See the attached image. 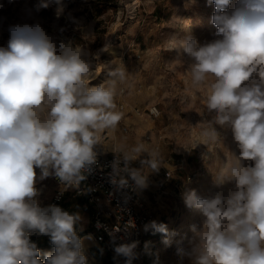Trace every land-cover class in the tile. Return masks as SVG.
Segmentation results:
<instances>
[{"label":"clouds","instance_id":"clouds-1","mask_svg":"<svg viewBox=\"0 0 264 264\" xmlns=\"http://www.w3.org/2000/svg\"><path fill=\"white\" fill-rule=\"evenodd\" d=\"M209 2L220 38L201 45L186 34L176 52L191 59V86L208 88L211 119L203 134L215 140L217 126L230 131L238 154L232 151L226 177L214 180L213 195L184 192L186 207L202 220L181 238L176 256L178 264H264V0H236L234 7L233 0ZM47 7L42 0L37 10ZM8 31L7 46L0 47V264H87L84 239L91 236L78 235L82 217L42 207L36 184L54 175L66 190L86 179L101 133L123 118L115 98L125 73L109 70L107 80L90 86L93 65L73 41L57 43L39 23ZM144 153L141 165L158 171L159 151L139 143L113 161L111 182L127 187V174L136 188L146 187L147 176L130 167ZM151 227L167 237L166 225L152 221ZM33 234L49 237L54 248L44 260ZM135 248L125 243L114 251L132 264Z\"/></svg>","mask_w":264,"mask_h":264},{"label":"rangeland","instance_id":"rangeland-1","mask_svg":"<svg viewBox=\"0 0 264 264\" xmlns=\"http://www.w3.org/2000/svg\"><path fill=\"white\" fill-rule=\"evenodd\" d=\"M41 2L0 0V47L7 46L10 25L39 23L57 43L71 40L86 51L85 58L93 65L86 78L98 74L97 65H103L102 73L90 86L107 80L109 70L125 73V79L118 81L115 98L123 118L114 129H106V137L101 134L103 144L94 148L122 153L143 143L145 148L159 151L158 171L141 165L151 177V185L142 188L140 200L153 212L157 224L166 225L168 235L155 230L149 234L138 263L178 264L176 249L181 238L190 236V227L202 220L200 213L186 207L184 192L194 189L201 198L213 195L218 191L214 180L226 177L235 159L233 152L238 154L230 131L217 126L220 136L215 140L203 134L211 119L205 105L208 88L191 86V59L176 52L186 34L193 35L201 45L220 38L211 23L215 5L209 0H60L59 4L57 0H43L48 7L37 10ZM235 3L233 0L230 7ZM58 8H62L59 15ZM122 103L125 110H120ZM153 105L159 107V117L149 114L148 108ZM136 107L142 110V116L135 115ZM147 158L144 153L138 160ZM36 171L39 174V169ZM167 171H172L169 179ZM36 187V199L46 203L59 184L52 175L38 181ZM231 187L227 185L224 191ZM105 207L110 215L112 209ZM81 224L85 233L80 237L84 238L91 231L92 216L83 218ZM92 237L84 239L87 264H115L105 247ZM31 240L37 244L41 260L45 252L54 251L47 236ZM184 264L189 261L185 259Z\"/></svg>","mask_w":264,"mask_h":264},{"label":"built area","instance_id":"built-area-1","mask_svg":"<svg viewBox=\"0 0 264 264\" xmlns=\"http://www.w3.org/2000/svg\"><path fill=\"white\" fill-rule=\"evenodd\" d=\"M124 103L121 104V109ZM148 112L153 117L160 116V109L157 105L148 108ZM136 116L142 115V110L139 107L134 108ZM125 133H128V128H123ZM149 138V137H148ZM96 152V160L91 165L90 170L85 173L86 179L81 181L78 188H68L65 190L59 178L55 180L59 184V189L48 202H40L42 207L56 205L64 199L67 191L72 190L76 196H82L88 203L93 205L91 231L89 232L94 237L98 244L105 247L113 258L115 264H125V258L117 256L114 248L119 244L136 243L134 249L136 258L132 264L138 263V256L142 246L145 244L147 236L154 229L151 227V222H156V217L153 212L141 202L140 194L142 189L135 187L134 182L127 174H124L128 179L127 187H119L111 182L112 163L116 158H120L122 153L114 149L110 152H103L99 148H94ZM130 167L140 169L147 176V186L151 185V177L145 172L137 159L130 163ZM172 176V171L166 172V178ZM105 206L112 209L110 215ZM146 226L147 229H146ZM40 235L33 234L31 238H36ZM113 238L114 242H113Z\"/></svg>","mask_w":264,"mask_h":264},{"label":"crops","instance_id":"crops-1","mask_svg":"<svg viewBox=\"0 0 264 264\" xmlns=\"http://www.w3.org/2000/svg\"><path fill=\"white\" fill-rule=\"evenodd\" d=\"M122 149V148H121ZM73 195L74 198H69ZM63 210L68 211L70 213L76 212L79 213L80 216L83 218L92 216L93 213V205L88 203L82 196H76L72 192H66L64 195V199L58 204ZM82 224L78 227V235L81 236L84 234V230L81 231L83 228Z\"/></svg>","mask_w":264,"mask_h":264},{"label":"bare ground","instance_id":"bare-ground-1","mask_svg":"<svg viewBox=\"0 0 264 264\" xmlns=\"http://www.w3.org/2000/svg\"><path fill=\"white\" fill-rule=\"evenodd\" d=\"M97 67H98V70H97V72H98V74L100 75V73H102V71H103V65L102 64H98L97 65ZM98 74H96V75H93V76H91V77H97V75ZM91 77L90 78H86V79H91ZM95 80V79H94ZM94 80H91V82H94ZM90 82V83H91ZM125 105V104H124ZM126 109V107L124 106L123 108H122V110H125ZM120 110H121V108H120ZM136 115V114H135ZM140 116H142V115H140ZM103 136H107V132H106V130L103 132V133H101ZM103 140H104V137H101V139H100V143L99 144H103ZM102 148H100V150H101ZM102 151V150H101ZM104 152V151H103ZM88 236H91L92 237V234H90V233H88L87 234ZM93 238V237H92Z\"/></svg>","mask_w":264,"mask_h":264}]
</instances>
